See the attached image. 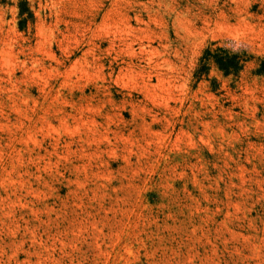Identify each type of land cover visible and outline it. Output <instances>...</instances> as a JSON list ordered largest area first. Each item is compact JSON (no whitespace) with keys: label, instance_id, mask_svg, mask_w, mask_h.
<instances>
[{"label":"rangeland","instance_id":"obj_1","mask_svg":"<svg viewBox=\"0 0 264 264\" xmlns=\"http://www.w3.org/2000/svg\"><path fill=\"white\" fill-rule=\"evenodd\" d=\"M0 264H264V0H0Z\"/></svg>","mask_w":264,"mask_h":264}]
</instances>
